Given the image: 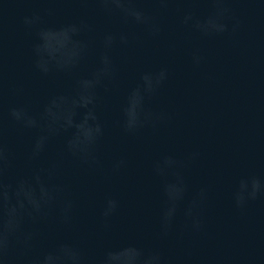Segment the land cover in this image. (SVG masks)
Returning a JSON list of instances; mask_svg holds the SVG:
<instances>
[{"label":"water","instance_id":"1","mask_svg":"<svg viewBox=\"0 0 264 264\" xmlns=\"http://www.w3.org/2000/svg\"><path fill=\"white\" fill-rule=\"evenodd\" d=\"M0 264H264V0H0Z\"/></svg>","mask_w":264,"mask_h":264},{"label":"clouds","instance_id":"2","mask_svg":"<svg viewBox=\"0 0 264 264\" xmlns=\"http://www.w3.org/2000/svg\"><path fill=\"white\" fill-rule=\"evenodd\" d=\"M255 194V192H253V195Z\"/></svg>","mask_w":264,"mask_h":264}]
</instances>
